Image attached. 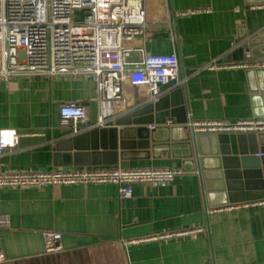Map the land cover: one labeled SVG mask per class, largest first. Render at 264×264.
<instances>
[{"label": "crops", "instance_id": "obj_1", "mask_svg": "<svg viewBox=\"0 0 264 264\" xmlns=\"http://www.w3.org/2000/svg\"><path fill=\"white\" fill-rule=\"evenodd\" d=\"M256 2L149 0L150 17L172 16L174 40L167 25L158 24L149 28L146 48L152 53L176 51L180 75L185 76L181 86L174 82L161 85L158 101L139 99L127 91L113 104L98 103L96 83L90 76L40 74L0 79V129L18 133L16 148L0 153V170L112 167L54 163V143L72 131L59 124L61 102L77 101L85 106L89 123L79 129L98 124L100 119L111 120L106 125L119 120L124 128L135 121L150 128L155 118L168 125H186L189 119L234 121L260 114L262 100L253 99L257 77L247 74L251 66H239L249 52L242 50L237 39L244 28L248 33L264 28V3ZM192 9L201 10L187 13ZM140 43L133 39L128 45ZM250 135L222 137L231 149L223 163L234 167L227 172L245 171L246 176L255 175L252 167L259 164L264 179V155L258 158L254 153L264 145ZM180 162L163 152L159 159L130 161L129 167L181 168ZM198 179L195 172L184 171L170 182H136L129 198H121L117 186L109 183L0 188V214L9 219V226L0 229V251L5 258L0 264H264V204H245L247 200L231 210H212L223 205L208 203ZM260 185L257 179L247 180L253 188L250 194L263 198L264 185ZM199 227L204 231L129 242ZM45 230L61 233L59 252H44Z\"/></svg>", "mask_w": 264, "mask_h": 264}, {"label": "built area", "instance_id": "obj_2", "mask_svg": "<svg viewBox=\"0 0 264 264\" xmlns=\"http://www.w3.org/2000/svg\"><path fill=\"white\" fill-rule=\"evenodd\" d=\"M149 0H0V79L31 75L90 76L96 83L97 101L113 104L122 100L127 91L137 98L158 101L160 86L174 82L181 86L179 58L176 51L152 53L146 48L150 27L165 24L174 40L173 21L153 18L148 14ZM261 5H257L260 7ZM206 9V8H203ZM76 10H83L80 20H74ZM201 9L188 10L187 13ZM133 39L141 41L129 46ZM137 53L133 57V53ZM258 65L244 61L239 66ZM264 67V63L260 64ZM210 67H219L210 65ZM59 124L76 131L87 125L86 108L77 101L58 103ZM102 118V117H100ZM100 122L102 120L100 119ZM99 122V123H100ZM190 130L209 134H257L264 132V116L240 118L234 121L205 119L186 122ZM18 133L14 129H0V153L16 148ZM263 156V151L255 152ZM183 174L178 167H68L52 170L1 171L0 188L41 187L55 184H114L121 198L132 195L136 182L156 185L170 182ZM263 205L264 197L245 202ZM239 204L213 207L226 211ZM9 226L6 214H0V229ZM203 227L171 231L147 238L130 240L137 243L175 236L192 235ZM44 252L62 249L61 233L42 232ZM5 258L0 251V262Z\"/></svg>", "mask_w": 264, "mask_h": 264}, {"label": "water", "instance_id": "obj_3", "mask_svg": "<svg viewBox=\"0 0 264 264\" xmlns=\"http://www.w3.org/2000/svg\"><path fill=\"white\" fill-rule=\"evenodd\" d=\"M256 3H264L257 0ZM244 27L242 26V29ZM238 43L249 55L242 61L257 63L248 69L247 74H256L258 87L253 88V99L262 100L264 109V28L258 32L248 33L245 28L238 35ZM254 67V68H252ZM165 116L166 113H165ZM264 116V111L255 115ZM102 121L91 123L86 127L70 131L68 135L54 143L53 159L59 165H107L126 168L129 162L142 159H159L164 152L168 158H180L181 170L195 172L201 185L204 197L210 205H224L259 199L262 196H252L247 180H258L264 185L260 165H254L255 175L246 176L227 172L233 166H226L224 158L230 154L228 141H223L226 134L193 133L182 123L165 124L158 122L149 128L145 124L129 122L130 127H120L124 124L117 120L106 125ZM132 132L129 134L128 132ZM246 135V134H243ZM255 143L264 145V132L250 135ZM158 149L156 153L155 150ZM259 149L255 150V152ZM264 152V149L260 150ZM258 158H262L257 156ZM188 165V166H187ZM260 185V186H261ZM239 193V196H233Z\"/></svg>", "mask_w": 264, "mask_h": 264}, {"label": "rangeland", "instance_id": "obj_4", "mask_svg": "<svg viewBox=\"0 0 264 264\" xmlns=\"http://www.w3.org/2000/svg\"><path fill=\"white\" fill-rule=\"evenodd\" d=\"M82 13H83V10H76V11H75V14H74V20H75V21L80 20L81 17H82Z\"/></svg>", "mask_w": 264, "mask_h": 264}]
</instances>
